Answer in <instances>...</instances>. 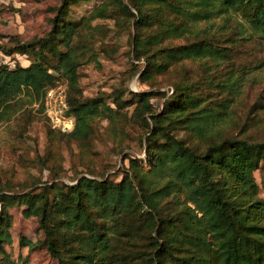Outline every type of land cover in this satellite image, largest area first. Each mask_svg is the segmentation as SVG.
<instances>
[{
	"label": "trees",
	"instance_id": "16d2710c",
	"mask_svg": "<svg viewBox=\"0 0 264 264\" xmlns=\"http://www.w3.org/2000/svg\"><path fill=\"white\" fill-rule=\"evenodd\" d=\"M75 1L61 0L54 7L43 37L0 46L6 55L32 57L26 66L0 65V116L22 108L24 97L43 111L46 90L62 77L74 127L53 131L90 144L95 119L122 116L143 130L140 144L149 169L126 155L128 166L119 181L81 175L71 185L45 182L29 192L1 188L0 264H14L5 248L11 242L13 204L24 206V216H35L43 232L41 241L20 238V245L44 248L61 264H264V198L254 175L259 171L264 182V139L222 130L227 97L211 95L222 84L216 74L235 66L231 39L224 36L231 12L264 38V0H101L73 20L68 13ZM96 18H111L129 30L133 59L144 61L134 72L140 82L151 87L152 79L188 62H197L203 76L193 80L186 68L168 96L123 87L84 97L71 42L83 30H93L88 22ZM48 54L56 60L46 65ZM126 93L131 97L124 99ZM159 95L164 100L155 109L152 99ZM129 107V115L121 113Z\"/></svg>",
	"mask_w": 264,
	"mask_h": 264
},
{
	"label": "rangeland",
	"instance_id": "374dc122",
	"mask_svg": "<svg viewBox=\"0 0 264 264\" xmlns=\"http://www.w3.org/2000/svg\"><path fill=\"white\" fill-rule=\"evenodd\" d=\"M60 3L61 0H0V46L9 47L17 41L43 37L50 31L55 14L53 9ZM100 3L101 0H77L70 5L68 16L79 20ZM222 21L226 20L217 19L219 23ZM88 23L95 28L83 30L81 36H74L71 42L78 55L77 71L84 97L100 93L109 95L123 87L132 92L153 89L168 96L173 81L179 80L186 68L193 80L203 76L197 62L177 64L164 75L152 79L153 86L150 87L139 81L138 72L134 73L143 69L144 61L133 59L129 30H121L111 18H96ZM204 24L201 22L199 26ZM228 25L231 29L226 28L224 31L228 32H224V36L231 39L228 45L233 48L235 66L223 68L216 74V81L220 79L222 84L218 89L213 87L211 93L212 96L227 97L228 118L220 127L228 133L261 140L264 139V38L232 12ZM101 41L104 48L99 46ZM82 43L85 47L77 48ZM65 49L58 47V50ZM48 55L49 59H43L46 65L56 60L55 56ZM28 58L32 60L26 54L6 55L0 50V65L10 68L16 64L28 65ZM229 83L233 84L231 90L226 87ZM58 84L66 89L64 78H58ZM130 97L128 93L123 96L124 99ZM106 99L111 103V98ZM163 100L161 95L152 99L155 109ZM20 109L8 118L0 116V189L11 187L17 192L21 189L20 192H29L45 182L71 185L81 175L119 181L128 166L126 155L140 158L145 169H149L143 162L144 151L140 144L143 130L135 123L128 124L122 116L113 121L95 119L90 144H80L53 131L37 103L31 104L24 97ZM131 111L132 107H129L121 113L129 115ZM254 175L259 196L264 198L262 175L259 171ZM23 209L24 206L19 204L8 209L11 242L5 248L14 264H21L23 260L26 264H61L44 248L37 246L30 251L28 246L20 245V238L32 243L43 239L37 218L24 216Z\"/></svg>",
	"mask_w": 264,
	"mask_h": 264
},
{
	"label": "built area",
	"instance_id": "2783aa9c",
	"mask_svg": "<svg viewBox=\"0 0 264 264\" xmlns=\"http://www.w3.org/2000/svg\"><path fill=\"white\" fill-rule=\"evenodd\" d=\"M43 112L52 128L62 133L74 127V118L67 113L68 103L65 89L61 85L48 88L43 97Z\"/></svg>",
	"mask_w": 264,
	"mask_h": 264
}]
</instances>
